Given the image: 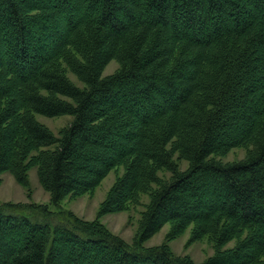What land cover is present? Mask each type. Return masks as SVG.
I'll return each instance as SVG.
<instances>
[{"label":"trees","instance_id":"16d2710c","mask_svg":"<svg viewBox=\"0 0 264 264\" xmlns=\"http://www.w3.org/2000/svg\"><path fill=\"white\" fill-rule=\"evenodd\" d=\"M38 115L73 120L57 136ZM33 168L54 206L123 168L99 214L149 194L140 241L193 226L208 264H264V0H0V176L27 187ZM0 264L191 263L0 202Z\"/></svg>","mask_w":264,"mask_h":264},{"label":"rangeland","instance_id":"374dc122","mask_svg":"<svg viewBox=\"0 0 264 264\" xmlns=\"http://www.w3.org/2000/svg\"><path fill=\"white\" fill-rule=\"evenodd\" d=\"M118 65L116 61L111 62L105 68L103 75L108 77V75L113 74L119 68ZM68 76L77 86H84L72 73H69ZM36 118L57 136L73 120L71 116L47 118L38 115ZM246 153L247 151L243 148L233 149L228 155L222 157V159L219 158V160L225 163L240 161L246 157ZM174 159L179 163L181 170L187 169L188 162L178 161V154L175 155ZM123 172V168L112 171L95 190L84 195L68 197L64 201L59 202L58 206H54L51 203L49 192L46 191L38 179L37 168L29 171L27 178L29 185L27 187L17 182L10 173H4L0 176V202L2 204L13 203L14 205H47L53 213L70 211L84 221L93 222L98 220L111 233L122 238L132 246L139 244L146 248L165 246L176 258L186 260L191 264H208L209 260L217 255V249L208 237H204L198 241H192L193 226L175 235L173 233V225L167 224L149 239L140 241V237H138L141 233L140 223L142 215L150 203L149 194H142L141 198H139V204L131 205L126 211L112 212L104 215L99 214L105 202L104 200L107 199L112 190L111 188L114 187ZM159 176L164 180L171 178V174L167 171L159 172ZM153 188H156V185ZM234 244L236 242L232 241L226 244L223 249L233 248L235 246Z\"/></svg>","mask_w":264,"mask_h":264}]
</instances>
